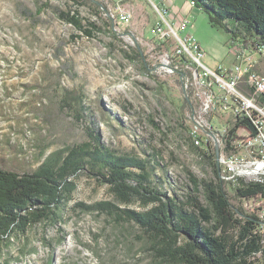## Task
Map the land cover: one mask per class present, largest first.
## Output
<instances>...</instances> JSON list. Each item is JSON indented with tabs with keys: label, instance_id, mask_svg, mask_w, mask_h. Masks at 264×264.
<instances>
[{
	"label": "rangeland",
	"instance_id": "374dc122",
	"mask_svg": "<svg viewBox=\"0 0 264 264\" xmlns=\"http://www.w3.org/2000/svg\"><path fill=\"white\" fill-rule=\"evenodd\" d=\"M95 1L92 6L0 0V168L31 173L50 152L89 142L93 129L115 154L145 159L150 184L181 207L195 210V197L207 206L202 185L195 191L189 178L190 173L198 180L215 178L191 144L190 107L204 98V88L174 69L182 60L172 54L175 39L165 40L168 50L157 47L158 27L174 26L187 15L188 35L204 50L203 62L210 67L236 63L233 32L213 26L208 12L198 5L190 8V0H171L174 6L165 14L163 5L170 0H125V6L117 0ZM118 8L131 14L129 23L118 19ZM68 10L79 13L84 28L94 24L91 35L59 17ZM248 52L262 62L258 72L264 74V55ZM64 92L81 96L82 113L64 106ZM185 97L190 107L182 118ZM215 111L208 117L213 128L233 124V115ZM195 145L206 150L207 139ZM75 181L58 221L37 224L25 237L13 238L0 264H161L138 224L75 206L107 200L125 208L107 185L85 171ZM141 203L133 197L129 208L150 206Z\"/></svg>",
	"mask_w": 264,
	"mask_h": 264
},
{
	"label": "trees",
	"instance_id": "16d2710c",
	"mask_svg": "<svg viewBox=\"0 0 264 264\" xmlns=\"http://www.w3.org/2000/svg\"><path fill=\"white\" fill-rule=\"evenodd\" d=\"M74 3L96 5L95 0H70ZM208 12L213 26L226 27L234 36L232 42L240 41L247 50L264 55V0H192ZM59 17L87 35L91 28H84L78 12L60 11ZM230 23L233 28H230ZM237 32L242 34L238 39ZM167 50L170 44L159 41ZM180 61V60H179ZM174 64L182 75L188 73V58L182 56ZM184 79V77L182 78ZM64 106L75 107L82 113V98L74 93L62 94ZM190 107L185 97L180 108ZM191 108V107H190ZM239 127L253 131L243 115H238L233 126L225 130H213L223 139L229 149V141ZM90 141L74 144L50 152L40 166L31 173L22 175L0 168V255L10 247L13 238L25 237L28 230L37 224L57 222L63 205L76 189L75 177L85 171L94 176L125 206L121 208L110 201L95 203L76 202L82 212L107 213L117 221L130 220L138 224L147 235L154 256L161 264H264V217L257 208L246 207L245 200L264 197V183L243 182L227 185L219 177L216 151L207 138L208 148L191 144L199 156L211 165L214 179L189 178L195 191L202 185L208 205H201L193 198L195 210H186L165 192L150 184V169L145 159L117 155L101 143L97 131L89 130ZM133 197L142 200V211L129 208Z\"/></svg>",
	"mask_w": 264,
	"mask_h": 264
},
{
	"label": "built area",
	"instance_id": "2783aa9c",
	"mask_svg": "<svg viewBox=\"0 0 264 264\" xmlns=\"http://www.w3.org/2000/svg\"><path fill=\"white\" fill-rule=\"evenodd\" d=\"M189 6H195L192 0ZM154 7L157 9L156 5ZM165 12L167 13L166 9L164 14ZM117 17L121 22L129 23L131 14L123 8H118ZM188 22L187 15H184L174 26L173 23H164V27H161L163 30L158 27V37L159 41L163 42L170 37L176 40L172 54L176 58H188L186 72L189 79L204 88V98L198 101L195 108L191 105L194 122L191 130L194 131L199 144L202 137L213 139L218 146L223 144L222 149L219 148L218 166L227 185H236L240 181L264 183V74L255 70L256 58L242 47L240 41L235 43L234 48L237 54L234 55L236 63L226 66L218 64L213 67L205 64L204 50L188 35ZM240 84H243V87ZM194 98L198 99L196 96ZM215 110H219L221 115H227L228 118L233 115L231 126L235 124L238 115H243L253 131L246 127L237 128L227 149L222 137L213 130L222 131L230 125L224 129L213 128L208 117L217 113ZM208 131L213 135L210 136ZM244 205L258 207V216L264 217V197L245 200Z\"/></svg>",
	"mask_w": 264,
	"mask_h": 264
},
{
	"label": "crops",
	"instance_id": "0c3cea01",
	"mask_svg": "<svg viewBox=\"0 0 264 264\" xmlns=\"http://www.w3.org/2000/svg\"><path fill=\"white\" fill-rule=\"evenodd\" d=\"M124 1H125V0H117L116 4H119V5H123V6H125V5H127V4H125ZM173 6H174V5L172 4V2H171V0H170V1H169V5H167V4H166V5H163V8H164V9L169 8V10H171V8H173ZM255 58H256V57H255ZM261 66H263V65H262V62H258V63H255V64H254V68H255L257 71L261 68ZM240 86L243 87V84H240Z\"/></svg>",
	"mask_w": 264,
	"mask_h": 264
},
{
	"label": "water",
	"instance_id": "95a60500",
	"mask_svg": "<svg viewBox=\"0 0 264 264\" xmlns=\"http://www.w3.org/2000/svg\"><path fill=\"white\" fill-rule=\"evenodd\" d=\"M208 134H209L210 136L213 135V133L210 132V131H208ZM215 151H216L215 159H216V163H217V165H218V158H219V152H220V150H219V146H218L217 143L215 144Z\"/></svg>",
	"mask_w": 264,
	"mask_h": 264
},
{
	"label": "bare ground",
	"instance_id": "6f19581e",
	"mask_svg": "<svg viewBox=\"0 0 264 264\" xmlns=\"http://www.w3.org/2000/svg\"><path fill=\"white\" fill-rule=\"evenodd\" d=\"M191 136L193 137V141H194V143H195V144H199V141H198V139H196V136H195V134H194V131H192ZM219 177H220L221 180L224 181V179H223L222 176H221V171H220V173H219ZM225 182H226V181H225Z\"/></svg>",
	"mask_w": 264,
	"mask_h": 264
}]
</instances>
